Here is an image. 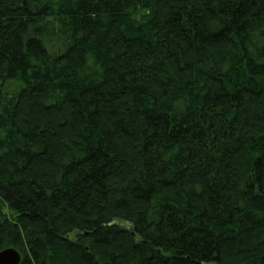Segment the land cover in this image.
<instances>
[{
    "label": "trees",
    "instance_id": "obj_1",
    "mask_svg": "<svg viewBox=\"0 0 264 264\" xmlns=\"http://www.w3.org/2000/svg\"><path fill=\"white\" fill-rule=\"evenodd\" d=\"M2 206L20 264H264V0H0Z\"/></svg>",
    "mask_w": 264,
    "mask_h": 264
},
{
    "label": "water",
    "instance_id": "obj_2",
    "mask_svg": "<svg viewBox=\"0 0 264 264\" xmlns=\"http://www.w3.org/2000/svg\"><path fill=\"white\" fill-rule=\"evenodd\" d=\"M20 254L13 248L0 251V264H20Z\"/></svg>",
    "mask_w": 264,
    "mask_h": 264
},
{
    "label": "rangeland",
    "instance_id": "obj_3",
    "mask_svg": "<svg viewBox=\"0 0 264 264\" xmlns=\"http://www.w3.org/2000/svg\"><path fill=\"white\" fill-rule=\"evenodd\" d=\"M0 210L2 212L3 215H5L7 218L14 216L13 213L11 211H9L6 207L2 206L0 207ZM120 226H124L122 223H117ZM71 238L74 239V234L71 235Z\"/></svg>",
    "mask_w": 264,
    "mask_h": 264
}]
</instances>
